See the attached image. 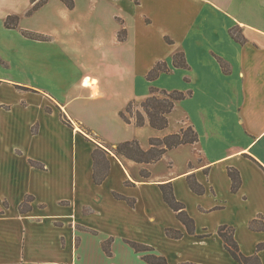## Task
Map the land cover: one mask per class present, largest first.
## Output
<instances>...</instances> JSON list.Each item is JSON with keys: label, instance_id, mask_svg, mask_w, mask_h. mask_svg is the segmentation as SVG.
<instances>
[{"label": "crops", "instance_id": "0c3cea01", "mask_svg": "<svg viewBox=\"0 0 264 264\" xmlns=\"http://www.w3.org/2000/svg\"><path fill=\"white\" fill-rule=\"evenodd\" d=\"M73 1L70 9L47 0L27 15L32 0H11L0 11V264H148L147 254L168 264H240L222 226L264 264V0ZM14 15L18 28H6ZM178 52L188 69L174 67ZM161 62L171 71L149 80ZM152 88L191 93L163 130L121 117ZM188 127L198 142L155 163L108 149L137 140L149 150L151 139ZM98 146L109 152L100 184ZM230 171L240 179L235 191ZM165 185L194 234L166 202Z\"/></svg>", "mask_w": 264, "mask_h": 264}, {"label": "trees", "instance_id": "16d2710c", "mask_svg": "<svg viewBox=\"0 0 264 264\" xmlns=\"http://www.w3.org/2000/svg\"><path fill=\"white\" fill-rule=\"evenodd\" d=\"M66 6L70 9L74 8L73 0H62ZM47 3V0H32L31 7L27 11V15H31L44 4ZM20 17L19 16H8L5 20V26L8 29H17L19 26ZM232 37L238 42L244 43L245 39L239 33L238 28H233L230 31ZM125 31H121L119 34V39L124 40ZM24 35L30 36V38L38 39V36L28 34L24 32ZM220 63L225 73H229L230 69L228 65L220 59ZM173 64L176 68L188 69L189 65L186 62L185 55L183 52H178L173 58ZM171 70L166 63H158L154 69L149 73L148 79L154 80L161 73H168ZM191 93H184L180 91L168 92L166 90H158L155 88L151 89L150 96L142 102L141 108L142 111H137L135 116V124L138 127L144 126L146 122L150 124L155 129L163 130L168 127V115L172 112L177 102L186 99L190 96ZM135 103L131 102L125 111L121 112V117L127 123H131V118L129 117L132 114V107ZM133 117V116H132ZM134 118V117H133ZM70 124L69 120H66ZM199 137L196 131L192 127L181 130L179 133L166 136L163 139H151L150 144L151 148L149 150H143L137 140L126 141L120 143L115 148H108L111 152L115 154L118 158H127L129 160L135 161L137 163H155L159 161L168 150L174 149L180 145L184 144H194L198 142ZM109 152L98 146L94 152V161H95V173L94 179L96 183L100 184L106 178L108 173V163L106 162V156ZM143 176L147 177V172H142ZM230 175L233 179V190L235 191L239 186V176L235 171H230ZM191 187L194 191L202 193V189L198 187L193 181H190ZM164 197L166 202L174 209L177 213L180 221L186 226L187 231L190 234L195 233L194 221L188 216L185 211L184 205L179 203L172 192L170 185L163 186ZM22 211H26L24 206L21 208ZM167 233L170 237L180 238L182 234L174 230H167ZM219 235L225 242L226 249L230 252L233 258L240 264H261L260 259L257 256L246 257L244 256L238 247L237 242L234 239V230L228 226H222L219 229ZM130 245L135 249L136 252H150L152 248L141 243L129 242ZM104 248L108 254L110 252V245L107 243ZM144 260L148 264H168L167 259L164 256H157L154 254H147L144 256Z\"/></svg>", "mask_w": 264, "mask_h": 264}, {"label": "rangeland", "instance_id": "374dc122", "mask_svg": "<svg viewBox=\"0 0 264 264\" xmlns=\"http://www.w3.org/2000/svg\"><path fill=\"white\" fill-rule=\"evenodd\" d=\"M9 3V4H8ZM14 4L11 2V0H0V11H4V10H8L10 7L9 6H13ZM0 28H1V24H0ZM141 108V104L139 103H135L132 107V114H129L130 118L135 119L136 113L137 111H139ZM133 116V117H132Z\"/></svg>", "mask_w": 264, "mask_h": 264}]
</instances>
